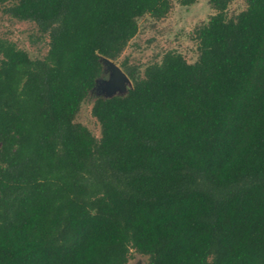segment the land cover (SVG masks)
I'll return each mask as SVG.
<instances>
[{"label": "trees", "instance_id": "16d2710c", "mask_svg": "<svg viewBox=\"0 0 264 264\" xmlns=\"http://www.w3.org/2000/svg\"><path fill=\"white\" fill-rule=\"evenodd\" d=\"M207 0L197 57L119 66L122 94L81 102L169 0H0L48 48L0 39V264H264V0ZM191 4L194 0H179Z\"/></svg>", "mask_w": 264, "mask_h": 264}, {"label": "rangeland", "instance_id": "374dc122", "mask_svg": "<svg viewBox=\"0 0 264 264\" xmlns=\"http://www.w3.org/2000/svg\"><path fill=\"white\" fill-rule=\"evenodd\" d=\"M171 6L161 18L145 14L138 18V31L129 40L120 56L113 61L119 66L122 61L136 66L140 75L144 67L159 62L165 51L181 53L188 62L197 57L192 31L195 26L207 21L215 11L207 0H194L191 4H180L179 0H169ZM245 7V0H232L227 6V14L235 15ZM0 39L13 42L25 50L31 58H41L46 54L48 39L40 34L29 20H17L5 14L0 8ZM1 57V56H0ZM104 74L96 80L95 86L81 102L74 121L84 125L95 137L100 136V125L91 114V106L97 96L122 94L131 81L122 82L123 90L113 80L112 71L104 62ZM120 67V66H119ZM121 68V67H120ZM122 70V69H121ZM147 256L131 250L126 264H146Z\"/></svg>", "mask_w": 264, "mask_h": 264}, {"label": "water", "instance_id": "95a60500", "mask_svg": "<svg viewBox=\"0 0 264 264\" xmlns=\"http://www.w3.org/2000/svg\"><path fill=\"white\" fill-rule=\"evenodd\" d=\"M104 62L106 63L107 67L112 71L114 82H116L118 86L120 87V89L123 90L122 82L128 81V77L126 76V74L112 60L104 58ZM110 95H113V94H108L105 96H110Z\"/></svg>", "mask_w": 264, "mask_h": 264}]
</instances>
